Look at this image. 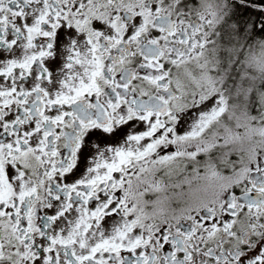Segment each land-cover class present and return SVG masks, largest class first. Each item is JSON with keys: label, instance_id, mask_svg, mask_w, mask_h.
Segmentation results:
<instances>
[{"label": "snow or ice", "instance_id": "obj_1", "mask_svg": "<svg viewBox=\"0 0 264 264\" xmlns=\"http://www.w3.org/2000/svg\"><path fill=\"white\" fill-rule=\"evenodd\" d=\"M249 56L264 62V0H0V264H264V140L190 169L214 183L178 212L130 195L226 148L202 137L249 77L264 133Z\"/></svg>", "mask_w": 264, "mask_h": 264}, {"label": "flooded vegetation", "instance_id": "obj_2", "mask_svg": "<svg viewBox=\"0 0 264 264\" xmlns=\"http://www.w3.org/2000/svg\"><path fill=\"white\" fill-rule=\"evenodd\" d=\"M264 62L257 63L251 56L241 61L240 72L242 76H248L249 73L256 75H264ZM218 67L214 61H210L204 68L203 73L198 77V82L207 91H211L213 86L220 83L218 76L212 75V69ZM263 68V69H262ZM240 83L238 89L240 97L235 94L232 97V103L228 106L226 119H221L202 137L208 143H215L216 140L224 138L228 145L226 148L211 149L208 154L216 153L215 157L210 160L193 162L190 160H180L177 162L170 179L166 178V186L164 193H152L147 187L148 183L153 179L160 178V169L152 168L150 173L144 178L143 182L137 183L133 181L130 195L134 201H139L147 211L155 210L169 213L178 212L184 208L186 204L197 194L206 188H211L214 183L213 178L208 172H197L190 169H204L211 163L218 165L222 159H226L228 155L239 154L240 151H249L254 146H261L260 141L264 140V133L257 134V127L252 124L251 114L246 107V97L248 94V85L252 83L249 77ZM218 90V89H217ZM239 126V127H237ZM182 150L187 151L188 145H180ZM188 165L189 167H185ZM147 194L139 195L141 192ZM166 194L167 198L162 199L159 205L156 204Z\"/></svg>", "mask_w": 264, "mask_h": 264}, {"label": "rangeland", "instance_id": "obj_3", "mask_svg": "<svg viewBox=\"0 0 264 264\" xmlns=\"http://www.w3.org/2000/svg\"><path fill=\"white\" fill-rule=\"evenodd\" d=\"M262 67H264V65H262ZM263 69V68H262ZM259 133H260V128H259V126L257 127V134L259 135Z\"/></svg>", "mask_w": 264, "mask_h": 264}]
</instances>
